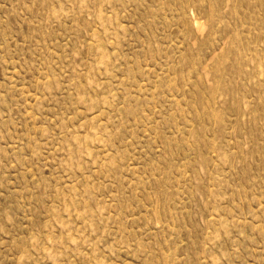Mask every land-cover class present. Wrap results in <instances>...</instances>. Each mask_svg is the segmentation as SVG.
<instances>
[{
	"label": "rangeland",
	"instance_id": "rangeland-1",
	"mask_svg": "<svg viewBox=\"0 0 264 264\" xmlns=\"http://www.w3.org/2000/svg\"><path fill=\"white\" fill-rule=\"evenodd\" d=\"M0 264H264V0H0Z\"/></svg>",
	"mask_w": 264,
	"mask_h": 264
}]
</instances>
